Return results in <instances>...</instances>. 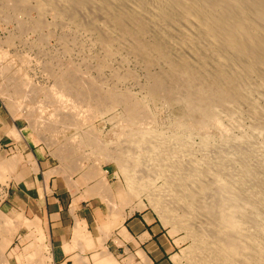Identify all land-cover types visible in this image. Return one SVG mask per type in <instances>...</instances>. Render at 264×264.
Masks as SVG:
<instances>
[{
	"label": "rangeland",
	"instance_id": "1",
	"mask_svg": "<svg viewBox=\"0 0 264 264\" xmlns=\"http://www.w3.org/2000/svg\"><path fill=\"white\" fill-rule=\"evenodd\" d=\"M46 1L0 0V163H11L7 170L0 168V216L5 215L0 217V264H47L51 260L40 223L8 204L10 186L30 173L32 166L26 162L34 161L28 154L30 149H24L28 155L16 150L9 138L26 139L32 148L53 156L56 165L74 170L88 165L110 168L113 179L118 181L119 205L158 213L179 237V264H191L196 251L181 215L158 205L154 190L162 182L153 176L144 177L129 161L131 152L126 148V139L138 130L167 134L185 130L175 125L183 118L181 105L167 97L150 96L154 78L170 70L155 52L148 61L145 54L137 51V43L144 40L151 49L156 32L142 34L133 22H126L127 29L116 23V11H128L130 6L135 7L136 0H119L122 5L116 4L117 0L115 4L111 3L115 0H82L86 3H81L80 9L73 0L72 4L71 0L65 2L74 7L64 0ZM111 5L114 14L109 12ZM58 6L61 13L55 9ZM128 29L140 34L129 35ZM166 45L173 47L174 42ZM166 83L173 87V80ZM130 103L138 108L132 112L137 115L135 119L128 109ZM246 112L242 128L231 130L237 137L251 128L252 119ZM208 132L213 142L221 140L218 129L212 127ZM201 133H192V141H201L205 135ZM144 181L153 187L143 186Z\"/></svg>",
	"mask_w": 264,
	"mask_h": 264
},
{
	"label": "bare ground",
	"instance_id": "2",
	"mask_svg": "<svg viewBox=\"0 0 264 264\" xmlns=\"http://www.w3.org/2000/svg\"><path fill=\"white\" fill-rule=\"evenodd\" d=\"M73 1L80 9L82 0ZM134 2L135 7L128 11L117 7L114 19L121 28L127 29L126 22H133L142 34L156 32L151 49L144 40L137 43V51L148 61L155 52L170 70L154 78L150 96L167 97L181 105L183 118L175 125L185 130L170 134L159 130L134 132L126 139L129 161L144 177L153 176L162 182L154 190V198L160 207L181 215L196 251L191 264H264V0ZM59 7L55 9L61 13ZM130 34L137 37L140 33L129 30ZM171 41L173 47L167 48L166 42ZM168 79L173 80V87L167 86ZM136 108L128 104L131 113ZM245 112L252 119L251 128L237 137L231 130L242 128ZM136 117L132 113L131 118ZM146 118L144 113L143 120ZM212 127L221 132L219 142L208 135ZM195 131L205 134L198 143L191 139ZM2 165L0 168L6 169L11 163ZM143 183L149 187L150 182ZM105 234L101 239L106 240ZM101 239L98 244L104 242Z\"/></svg>",
	"mask_w": 264,
	"mask_h": 264
},
{
	"label": "crops",
	"instance_id": "3",
	"mask_svg": "<svg viewBox=\"0 0 264 264\" xmlns=\"http://www.w3.org/2000/svg\"><path fill=\"white\" fill-rule=\"evenodd\" d=\"M9 140L16 150L30 149L34 161L26 162L32 169L12 183L7 201L40 223L51 256L47 264H179L178 235L154 210L119 205L118 181L110 168L70 169L56 165L53 156L32 148L26 139ZM99 238L104 242L98 244Z\"/></svg>",
	"mask_w": 264,
	"mask_h": 264
}]
</instances>
